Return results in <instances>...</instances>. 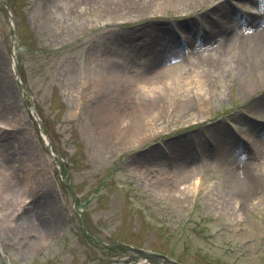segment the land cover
Returning <instances> with one entry per match:
<instances>
[{
  "label": "rangeland",
  "instance_id": "374dc122",
  "mask_svg": "<svg viewBox=\"0 0 264 264\" xmlns=\"http://www.w3.org/2000/svg\"><path fill=\"white\" fill-rule=\"evenodd\" d=\"M226 1L236 10L258 13L260 17H253L254 21H264L263 6L258 9L249 0ZM100 2L0 0V67L4 68L0 76L11 77L15 88L14 108L21 127L14 130H18V139L23 138V131L32 142L36 169L42 174L39 194L52 201L58 214L55 227L43 235L30 222L32 209L17 207L9 223H0V264H121L140 259L135 252L116 247L118 241L157 251L181 264H264V181L250 194L244 211L236 202L238 195L231 196L221 181L225 162L237 159L246 148L231 146L230 138L215 146L204 136L194 148L196 139H189L200 131L198 135L205 134L212 141L216 131H223L219 127L227 126L228 133L221 138L242 135L246 143L253 141L264 128V116L253 114L250 107L264 108V89L251 96L239 94L237 74H224L215 80L218 90L209 89L214 101L205 117L174 122L164 125L165 129L160 125L142 142L103 146L91 121L74 113L73 108L77 80L90 56L103 49L109 53L121 45H115L113 32L128 30L133 41H139L145 33L136 30L137 24H148L157 31L164 25L172 26L183 33L186 24L207 28L210 18L200 15L209 9L207 6L184 8L182 0H174L173 6L179 8L176 11L169 6L162 16L152 18L154 8L147 9L149 16L143 20L115 26L110 20H92L99 16ZM117 14L109 16L116 18ZM235 15L237 22L242 16L251 21L242 11ZM241 56L246 71H250L255 58L251 44ZM261 94L263 99L255 102V95L259 98ZM31 108L53 155L37 123L25 115ZM234 117L236 121H230ZM181 136L188 138L192 167H202L203 173L197 186L183 191V184L174 194H165L152 183L157 173L179 166L169 156L168 144ZM17 155L6 153L12 169L27 165ZM4 165L7 168L5 161ZM141 165L147 166L144 177L136 172V166ZM23 182L34 185L26 177ZM183 193L184 200L176 201ZM3 212L0 206V215ZM154 262L165 263L162 259Z\"/></svg>",
  "mask_w": 264,
  "mask_h": 264
},
{
  "label": "bare ground",
  "instance_id": "6f19581e",
  "mask_svg": "<svg viewBox=\"0 0 264 264\" xmlns=\"http://www.w3.org/2000/svg\"><path fill=\"white\" fill-rule=\"evenodd\" d=\"M188 1L182 0V7L198 5L209 8L204 14H200L210 18L207 28L196 23L186 24L183 34L176 32L172 26L164 25L157 31L148 24H137L136 30L145 33L139 41H133V36L127 34L128 30L113 32L111 37L115 38V45H121L112 48L109 53H105L103 49L97 55L90 56L86 70L77 80V103L73 108L74 113L91 121L103 146L142 142L153 135L160 125L163 127L194 117H205L214 101L209 89L218 90L215 80L222 78L224 74L229 75L233 71L234 76L237 74L239 94L251 96L256 90L264 89V21L253 20V17L258 18L260 15L241 9L251 21L248 22L242 16L240 22H237L239 19L235 14H240L241 11L230 6V2L226 0ZM249 1L256 4L258 9L260 5L264 7V0ZM173 4L174 0H101L98 5L99 16L92 20H110L111 25L115 26L132 24L148 17L147 9L154 8L152 18L162 16V12L169 6L173 11L178 10ZM111 12L118 13V16L112 18L109 16ZM105 21L103 24L107 23ZM248 43L255 54L250 71H246L241 56ZM5 67L7 68L6 64ZM0 69L4 72V68ZM11 79L0 76V206L4 211L0 215V223H9L17 207H28L32 209L29 219L35 230L48 235L58 222L57 208L50 199L45 198L44 193L39 194L40 185H43L39 179L42 174L36 169L35 164L38 162L35 160L32 142L23 131V138L18 139V130H14L21 125H17V118L20 117L14 108L17 102ZM245 97L241 100L246 99ZM254 98L255 102H260L263 94L259 98L255 95ZM250 108L248 110L253 114L260 113L264 116V108ZM25 115L30 121L34 112L26 109ZM235 119L234 117L230 121H236ZM219 128L223 131H216V136H211L212 141L205 134L198 135L200 131L194 132L189 139H196L194 148L203 142L200 138L202 136L215 146L220 145L221 140L226 142L230 138L231 146L239 144L246 148L237 159L225 162V175L221 180L231 196L238 195L236 202L244 211L248 207L250 194L264 181V128L260 129L261 134L257 138L247 140V143L242 135H235L236 140L230 134L221 138L224 133H228V127ZM187 141V136H181L167 146L169 156L174 161L177 160L179 166L175 165L174 169L165 173H157L152 183L165 194H174L183 184V191L189 190L188 186H197L196 182L203 173L202 167H192L194 157ZM7 152L18 154L19 158L26 160L27 165H18L13 167L16 169H12L7 163ZM149 156L161 163L164 161L160 156ZM136 167H139L136 169L138 176L144 177L147 166ZM24 177L34 185H26ZM178 199L176 201H183L184 193L178 195ZM124 264L147 262L143 260Z\"/></svg>",
  "mask_w": 264,
  "mask_h": 264
}]
</instances>
